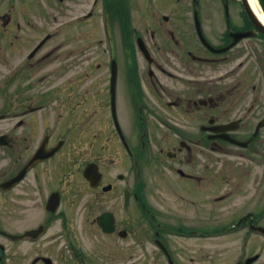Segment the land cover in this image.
Returning <instances> with one entry per match:
<instances>
[{"label": "flooded vegetation", "instance_id": "obj_1", "mask_svg": "<svg viewBox=\"0 0 264 264\" xmlns=\"http://www.w3.org/2000/svg\"><path fill=\"white\" fill-rule=\"evenodd\" d=\"M221 2L224 24L201 22L213 48L196 23L181 37L167 28L164 49L155 31L153 44L144 38L152 62L135 27V39L101 40L94 57L87 40L31 38L25 11L0 14V264H264V34L243 13L236 21L232 0ZM206 13L211 23L214 12ZM249 30L257 33L235 39ZM66 44L69 56L55 55ZM54 56L58 82L46 86ZM104 155L123 164L128 155L133 190L120 184L125 174L104 168ZM90 164L98 181L85 175ZM144 175L166 193L164 209L143 200ZM116 193L121 202H109Z\"/></svg>", "mask_w": 264, "mask_h": 264}, {"label": "rangeland", "instance_id": "obj_2", "mask_svg": "<svg viewBox=\"0 0 264 264\" xmlns=\"http://www.w3.org/2000/svg\"><path fill=\"white\" fill-rule=\"evenodd\" d=\"M202 7L198 9L199 18L201 22L209 29L207 24H224L225 17L224 12L222 10V4L219 0H200ZM239 0H233L230 5L231 12L235 15L236 21L238 23L241 22L239 14L242 13V5L239 3ZM126 4L129 6L130 15H131V24L133 27L137 28V32L139 35H142L145 40L149 43L153 44V38L151 37L152 32L155 31L156 36L155 40L158 42L163 49L165 45L162 39L168 38L164 35L165 30L167 28H173L178 37L181 35L185 36L188 32L186 29H190L189 24L193 23V0H128ZM14 11L18 16L21 11H25V19L26 15L30 17V20L33 24H26V20L23 23V27L31 34V38H39L42 39L48 33L54 35L56 39H79V40H87V45L93 46V55L94 57L99 56L98 51L103 49V44L107 39L114 40L117 39V43L121 44L122 41V33L121 27L119 25V20H115L114 18L110 20V34L107 33V28L105 27V16H104V8L103 2H98L97 5H94V0H71L65 1L64 3H60L59 0H0V14H5L8 11ZM93 10L94 15L92 18L87 19L82 22L79 21L84 14H88L89 11ZM211 11L213 15V21L208 23L207 13ZM22 14V13H21ZM6 15V14H5ZM2 15L1 17H5ZM164 15L169 16L168 21L164 20ZM110 16V15H109ZM76 18L78 21L77 27L75 24H72V19ZM4 19V18H3ZM4 20H0V23ZM22 22V20H21ZM168 23L171 26H156V24ZM185 24H187L185 26ZM216 27V26H213ZM155 29V30H153ZM56 33V35H55ZM134 35V39H135ZM6 38V31L4 27L0 26V39ZM101 40H104L102 43ZM58 43V42H57ZM82 47L86 46L85 41L82 42ZM116 44V43H114ZM53 46V42H49L46 44L44 51ZM4 47H0L3 49ZM153 55L159 57L158 51L159 46L153 45L152 47ZM70 46L66 44L64 50L67 53L64 54V51L57 54H63L69 56ZM78 49H80L78 47ZM137 55H139L137 53ZM141 61V69L144 71V75H147L148 72V63L144 61V59L139 56ZM3 57L0 54V60ZM60 58L54 56L50 59V62L45 66V73H49L46 76L44 83L46 86H50V80L58 82L57 74H54V70L58 68V61ZM96 60V59H95ZM100 60V59H99ZM54 61V62H51ZM123 61V59L121 60ZM145 67H144V66ZM5 65H0V87H5ZM42 73L39 72V75ZM69 74L67 70L65 75ZM93 80H94V88L95 91L98 87L101 86V72L98 70L96 63L94 64L93 69ZM67 78V77H66ZM4 100L2 95H0V108L2 107ZM125 129L131 135L133 134V124L129 118H125L124 120ZM112 128V127H111ZM108 156V154H107ZM105 158L104 168L108 169L111 173L117 174L118 172H122L125 174V180L120 182L123 187L128 188L129 190H133L136 187L137 181V173L136 169L131 167L132 161L129 159L128 155L125 157L124 164L119 163L118 160L112 161L111 158L115 157H107ZM118 162V163H117ZM145 187L141 190V194L143 195L146 202H152V204H156L155 202H162L163 204H159L162 209H164L165 202H168V198L165 192L159 193L155 191L151 187V180L149 175L145 177L144 175ZM81 191L80 202H85L88 198V194L83 195ZM104 199V198H103ZM105 200V199H104ZM122 198L118 197V193L115 194V199L110 200L109 202H121ZM156 204V205H157ZM157 205L158 207H160ZM13 225L15 227H21L23 222L13 221Z\"/></svg>", "mask_w": 264, "mask_h": 264}, {"label": "water", "instance_id": "obj_3", "mask_svg": "<svg viewBox=\"0 0 264 264\" xmlns=\"http://www.w3.org/2000/svg\"><path fill=\"white\" fill-rule=\"evenodd\" d=\"M243 5L245 7V10L248 14V16L250 17L251 21L257 26V28L264 33V23L261 21V19L258 17V15L255 13V11L253 10L251 3L249 0H242ZM167 18V17H166ZM196 19H197V23H198V30L200 33L201 38L209 45V43L207 42V40L205 39L201 26H200V22L198 19V15L196 14ZM253 32H245V33H238V36L241 35H248V34H252ZM238 36H236L238 38ZM138 45L141 49V51L143 52V54L151 61L152 58L150 57V53L147 50L146 44L144 43V40L142 38L138 39ZM40 155V154H39ZM25 171V170H24ZM86 175L87 177L91 180V181H98L100 174H98L96 171H94L92 166H89L87 171H86Z\"/></svg>", "mask_w": 264, "mask_h": 264}, {"label": "bare ground", "instance_id": "obj_4", "mask_svg": "<svg viewBox=\"0 0 264 264\" xmlns=\"http://www.w3.org/2000/svg\"><path fill=\"white\" fill-rule=\"evenodd\" d=\"M249 1L251 3L252 8L254 9L255 13H257V15L259 16L261 21L264 23V12L261 8L259 0H249Z\"/></svg>", "mask_w": 264, "mask_h": 264}, {"label": "trees", "instance_id": "obj_5", "mask_svg": "<svg viewBox=\"0 0 264 264\" xmlns=\"http://www.w3.org/2000/svg\"><path fill=\"white\" fill-rule=\"evenodd\" d=\"M128 30V29H127Z\"/></svg>", "mask_w": 264, "mask_h": 264}]
</instances>
